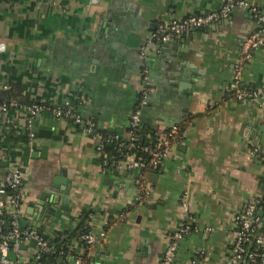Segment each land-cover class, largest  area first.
<instances>
[{
	"label": "crops",
	"instance_id": "crops-1",
	"mask_svg": "<svg viewBox=\"0 0 264 264\" xmlns=\"http://www.w3.org/2000/svg\"><path fill=\"white\" fill-rule=\"evenodd\" d=\"M219 5L220 0H0V98L16 100L0 114V170L21 171L19 218L25 228L35 225L43 236L71 235L84 222L94 240L87 264H159L170 235L184 228L174 264H227L233 217L261 194L264 181V101L224 97L241 43L253 29L251 15L237 9L155 48L146 46L157 24ZM240 76L244 85L264 87V45L251 53ZM142 83L148 91L139 119L148 135L171 125L180 129L155 170L129 171L122 161L102 168L97 139L47 110L25 126L30 103L67 100L82 120L126 139ZM51 181L59 199L57 189L67 188L66 217L61 205L38 199ZM137 182L149 189L147 195H140ZM81 241L75 238L67 251L82 256ZM34 254L26 246L9 258L26 264ZM55 264L72 259L65 254Z\"/></svg>",
	"mask_w": 264,
	"mask_h": 264
},
{
	"label": "built area",
	"instance_id": "built-area-1",
	"mask_svg": "<svg viewBox=\"0 0 264 264\" xmlns=\"http://www.w3.org/2000/svg\"><path fill=\"white\" fill-rule=\"evenodd\" d=\"M237 9L249 12L253 21V29L241 43L236 63L232 69L231 79L226 89L232 92L233 99L237 102L254 100L262 104L264 101V87L248 89L243 85L240 75L241 68L250 58L251 53L264 45V0H261L260 5L250 3L247 0H220V5L216 10L200 15H188L178 19H171L166 23H159L146 40V46L155 48L157 42L165 41L188 30L205 27L219 19L225 18L230 12ZM140 53L143 55L144 50L142 49ZM140 78L144 80L145 74L142 73ZM147 91V86L142 83L137 91L132 111L129 114L126 128V139L130 140L126 146L128 150L134 146L132 130L140 125L139 116L142 107L146 104ZM9 105L15 106L16 103L10 102ZM7 110V106L0 102V114H4ZM25 110V126L27 128H29L34 115L42 110H47L53 118L69 119L73 124L80 126L83 132L90 133L97 139L95 150L99 157L101 156L100 144L98 143L99 134L94 131V123L91 120H82L67 100L53 105L33 102L27 105ZM178 135V126L171 125L154 137L156 141L153 146L142 147L143 151L149 155L146 161L134 158L132 154H127L115 163L121 164L120 162L122 161L129 171L154 170L159 167L163 155L171 143L177 139ZM27 136L31 138L33 133L28 130ZM260 161L264 163V155L260 156ZM21 185L22 177L19 169L14 168L4 173L0 170V229L6 223L8 225V232L2 236L0 242V264H18L15 259L14 261L10 260L8 253H12L15 258L19 252V247L30 240L35 242L36 247L35 254L32 257L33 260L37 259V254L49 251L47 243L42 236L31 229H20L18 227L17 220L21 214ZM137 187L140 195H147L148 188L139 182H137ZM263 194L264 181L261 194L248 199L245 202L243 211L233 217L234 240L229 248L227 264H264V212H261L258 208ZM181 203V206H184L183 201ZM4 218H7V222H5ZM185 232L184 228H179L170 235L169 243L161 255L159 264H174L177 243ZM82 240L89 246L94 243V240L89 235L82 236ZM248 245H252L255 251L248 252ZM34 264L39 263L36 262ZM72 264L84 263L79 258H75L72 259ZM190 264H195V260H191Z\"/></svg>",
	"mask_w": 264,
	"mask_h": 264
},
{
	"label": "trees",
	"instance_id": "trees-1",
	"mask_svg": "<svg viewBox=\"0 0 264 264\" xmlns=\"http://www.w3.org/2000/svg\"><path fill=\"white\" fill-rule=\"evenodd\" d=\"M244 85V84H243ZM248 89H251L252 87L244 85ZM224 97L226 98H233L232 92L229 90H226L224 93ZM16 100H3L0 98V102L4 103L7 108L12 107L10 102H15ZM178 126V125H177ZM179 128V126H178ZM127 130V129H126ZM94 131L98 133V143L100 144V151L101 156L99 157L100 164L102 165V168L105 169H113V164L122 158H124L127 154H132L134 158H139L142 161H146L149 157V155L143 151V146H153V143L156 141L154 137L148 135V132L143 128V126L140 124L138 127L134 128L132 130V141L134 143V146L131 149H126L127 144L130 142L129 139H116L114 137V134L105 130L98 129L94 124ZM180 131V129H179ZM127 132V131H126ZM103 155V156H102ZM114 162V163H113ZM157 169V168H156ZM155 170V169H154ZM144 170H140L142 172ZM261 212H264V194L262 195V198L260 200V204L258 206ZM7 222V218H4ZM8 232V225L7 223L1 227L0 229V242L3 235H6ZM88 234V229L84 222H81L80 225L77 227L76 231L69 235L68 233H62V234H55V235H49V236H43L44 241H46L47 248L49 251L42 252L37 254V259L33 260L31 258L30 261H28L26 264H55L58 257L65 256V254H68L71 259L79 258L82 263L87 264L86 259V251L90 247L87 245L83 240L81 241V244L84 248V254L82 256H77L72 251H67V248L71 246L72 241L75 238H79L82 236H85ZM248 252L255 251L254 247L252 245H248L247 247Z\"/></svg>",
	"mask_w": 264,
	"mask_h": 264
},
{
	"label": "water",
	"instance_id": "water-1",
	"mask_svg": "<svg viewBox=\"0 0 264 264\" xmlns=\"http://www.w3.org/2000/svg\"><path fill=\"white\" fill-rule=\"evenodd\" d=\"M34 125L37 126L36 121L34 122ZM54 182L55 181H51L50 182V185L48 186V189H47L48 193H43L44 195H40L38 197V199L40 200V203H42L44 201L48 202V204H49L48 206H50V204L61 205V210L64 213V216L66 217L68 215V212H69V208L67 206L68 205V196L66 195L67 194V188L66 187H62V188L57 189L59 191V196L61 195V198L59 199V197H57L54 194V192H53V190L55 188ZM44 196H46V197L43 199ZM146 209H149V207L148 206L141 207L139 209V211L143 212ZM17 224H18V227L20 229H24L25 228V223L20 218H18ZM31 230L37 232V234H39V235H43L42 229L37 227V226H35V225H32ZM26 246L27 247H31V248H33L36 251L35 242L33 240L28 241L26 245H21L19 247V250H23Z\"/></svg>",
	"mask_w": 264,
	"mask_h": 264
},
{
	"label": "rangeland",
	"instance_id": "rangeland-1",
	"mask_svg": "<svg viewBox=\"0 0 264 264\" xmlns=\"http://www.w3.org/2000/svg\"><path fill=\"white\" fill-rule=\"evenodd\" d=\"M8 256H9L10 258H12L13 255H12V253H8Z\"/></svg>",
	"mask_w": 264,
	"mask_h": 264
}]
</instances>
